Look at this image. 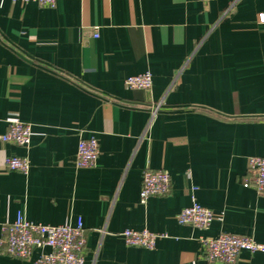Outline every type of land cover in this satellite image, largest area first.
Returning a JSON list of instances; mask_svg holds the SVG:
<instances>
[{"label":"crops","instance_id":"crops-1","mask_svg":"<svg viewBox=\"0 0 264 264\" xmlns=\"http://www.w3.org/2000/svg\"><path fill=\"white\" fill-rule=\"evenodd\" d=\"M264 0H0V134L12 116L30 124L28 146L0 140V228L18 213L85 232L83 264H206L200 237L264 243V194L247 158L264 156ZM149 71L148 90L127 76ZM94 137V166L74 165ZM26 157L22 173L5 156ZM145 168L170 176L164 195L139 201ZM215 218L177 220L192 197ZM125 228L163 233L152 249ZM7 255L0 264H32ZM235 264H264L241 250Z\"/></svg>","mask_w":264,"mask_h":264},{"label":"built area","instance_id":"built-area-1","mask_svg":"<svg viewBox=\"0 0 264 264\" xmlns=\"http://www.w3.org/2000/svg\"><path fill=\"white\" fill-rule=\"evenodd\" d=\"M34 1L41 6L53 7L56 0H20ZM264 22V13L258 16ZM152 77L149 71L129 75L124 84L129 88L148 90ZM30 124L12 116L7 121L6 130L0 134V140L26 147L30 141ZM99 154L98 143L94 137L80 138L74 157V165L78 168L94 166ZM3 165L10 170L27 173L29 161L26 157L7 155ZM247 176L249 183L259 194H264V156H249L247 158ZM170 188V176L163 168H145L141 175L139 201L144 203L149 196L164 195ZM190 205L183 207L177 220L181 224H189L197 228H207L215 218L211 209L200 205L192 195ZM125 243L152 249L158 237L163 233L150 231L146 228H125L120 232ZM86 238L82 220L78 218L74 225L42 224L27 220L18 213L15 220L1 225L0 249L7 255L17 258H29L34 248L47 247L32 264H83ZM202 256L206 264H235L241 250L249 252H264V243L256 241L251 236L233 233H220L214 237H200Z\"/></svg>","mask_w":264,"mask_h":264}]
</instances>
